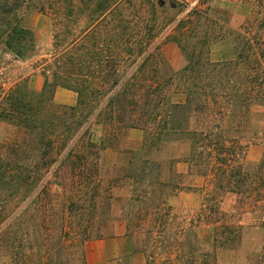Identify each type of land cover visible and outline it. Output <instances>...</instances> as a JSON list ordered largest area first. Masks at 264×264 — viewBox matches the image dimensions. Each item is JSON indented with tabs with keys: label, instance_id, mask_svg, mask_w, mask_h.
Returning <instances> with one entry per match:
<instances>
[{
	"label": "trees",
	"instance_id": "trees-1",
	"mask_svg": "<svg viewBox=\"0 0 264 264\" xmlns=\"http://www.w3.org/2000/svg\"><path fill=\"white\" fill-rule=\"evenodd\" d=\"M219 1L251 10L233 28L231 12L211 0H0V48L16 60L35 57L28 11L53 27L51 48L32 65L40 92L29 78L6 89L0 75V124L20 132L0 142V264H90V243L111 235L124 200L112 192L126 183L125 240L145 264H218L217 249L240 245L242 218L262 232L264 264V153L247 162L251 144L264 147V0ZM225 41L234 57L213 61ZM169 43L184 57L176 71L162 55ZM58 89L75 93V105H59ZM132 131L143 138L119 151L122 174L107 184L102 153ZM169 145L186 149L171 175L182 158L203 179L195 212L170 203L163 191L177 187L148 157ZM228 195L232 214L222 209Z\"/></svg>",
	"mask_w": 264,
	"mask_h": 264
},
{
	"label": "rangeland",
	"instance_id": "rangeland-1",
	"mask_svg": "<svg viewBox=\"0 0 264 264\" xmlns=\"http://www.w3.org/2000/svg\"><path fill=\"white\" fill-rule=\"evenodd\" d=\"M190 6L198 4V0H184ZM214 7L228 9L232 14L231 26L238 28L251 10V6L244 4H228L219 0H211ZM23 25L36 36L37 45L35 57L28 61L16 60L9 53L0 48V75L2 84L9 89L15 83L29 78L34 92H40L43 86V78L39 72L33 70L32 65L46 54L51 48L52 43V21L49 16L38 11H28ZM162 55L168 62L170 70H179L184 65V57L179 47L174 43L166 44L162 49ZM234 57L233 46L229 41L217 44L211 53L213 61L227 60ZM55 100L62 106H73L76 103L77 95L65 89H58ZM261 112H264L261 110ZM260 123L259 126H261ZM20 137V132L13 126L5 123L0 124V142L8 139ZM143 134L140 131H132L126 134L118 150H106L101 156V177L108 182L116 176H120L121 166L124 162L119 151L125 148L136 147L141 142ZM186 153L185 147L169 145L162 147L158 151H153L148 155L153 161L161 164L162 177L170 180L171 184L177 187H169L163 191L164 195H173L170 203L185 212H195L202 198L200 188L203 186V179L188 174V166L183 162V156ZM264 153V147L259 142H254L249 146L247 162L251 165L257 164ZM182 155L173 166V175H171V162L173 158ZM133 186L126 183L124 187L113 190L115 198L123 197L121 202H115L114 209L110 218L112 220L110 236L100 241H93L88 247V259L90 264H145L144 259L136 254L130 255V247L125 240L126 222L121 206L128 208L129 199L132 197ZM135 196V194H134ZM237 198L234 195H228L222 204V209L232 214L235 212ZM244 225L242 241L235 249H217L216 257L218 264H257L259 251L263 242V235L260 230L249 228V220L242 218ZM201 245L204 249L213 251L211 237L209 232L202 230Z\"/></svg>",
	"mask_w": 264,
	"mask_h": 264
}]
</instances>
